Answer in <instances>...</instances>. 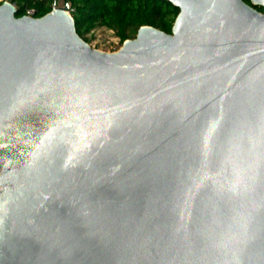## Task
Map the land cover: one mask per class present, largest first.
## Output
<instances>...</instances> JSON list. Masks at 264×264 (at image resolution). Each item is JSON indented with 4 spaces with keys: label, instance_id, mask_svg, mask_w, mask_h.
<instances>
[{
    "label": "water",
    "instance_id": "water-1",
    "mask_svg": "<svg viewBox=\"0 0 264 264\" xmlns=\"http://www.w3.org/2000/svg\"><path fill=\"white\" fill-rule=\"evenodd\" d=\"M168 1L110 53L0 3V264H264V0Z\"/></svg>",
    "mask_w": 264,
    "mask_h": 264
},
{
    "label": "trees",
    "instance_id": "trees-1",
    "mask_svg": "<svg viewBox=\"0 0 264 264\" xmlns=\"http://www.w3.org/2000/svg\"><path fill=\"white\" fill-rule=\"evenodd\" d=\"M3 0H0V3ZM16 7V16L25 8H33L35 16L51 10L48 0H9ZM69 1L78 35L88 42L87 35L98 27L112 31L122 44L134 38L137 29L143 25L153 26L169 33L178 8L168 0H65ZM250 3L249 0H244ZM258 10L262 7L257 6Z\"/></svg>",
    "mask_w": 264,
    "mask_h": 264
},
{
    "label": "rangeland",
    "instance_id": "rangeland-1",
    "mask_svg": "<svg viewBox=\"0 0 264 264\" xmlns=\"http://www.w3.org/2000/svg\"><path fill=\"white\" fill-rule=\"evenodd\" d=\"M65 0H56L54 5L63 6ZM88 43L93 49L100 50L102 52H114L117 51L122 45L118 38L112 33V31L105 29L104 27H98L91 31L87 35Z\"/></svg>",
    "mask_w": 264,
    "mask_h": 264
},
{
    "label": "built area",
    "instance_id": "built-area-1",
    "mask_svg": "<svg viewBox=\"0 0 264 264\" xmlns=\"http://www.w3.org/2000/svg\"><path fill=\"white\" fill-rule=\"evenodd\" d=\"M48 1H50L51 8H52L56 0H48ZM24 14L28 16H35V10L33 8H25Z\"/></svg>",
    "mask_w": 264,
    "mask_h": 264
}]
</instances>
